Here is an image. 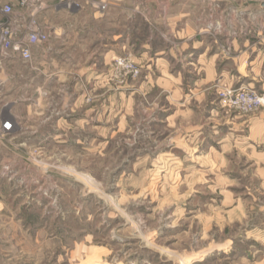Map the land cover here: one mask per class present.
<instances>
[{
	"label": "rangeland",
	"instance_id": "obj_1",
	"mask_svg": "<svg viewBox=\"0 0 264 264\" xmlns=\"http://www.w3.org/2000/svg\"><path fill=\"white\" fill-rule=\"evenodd\" d=\"M97 1L107 10L112 2ZM174 1L181 9L168 12L190 16L206 30L199 36L224 35L225 58L234 37L249 41L239 52L263 50L264 0ZM53 11L44 22L71 23L61 14L73 12ZM142 13L151 18L138 12L135 44L174 47L165 27L143 24ZM102 68L101 85L79 88L46 83L41 70L36 79L23 62L5 72L3 117H17L19 127L0 145V264H264V169L190 138L222 119L207 121L208 106L195 105L200 95L184 101L189 92L159 80L137 48L118 50ZM225 87L241 85L216 80L207 89L218 115H264L225 106ZM189 105L198 114H187Z\"/></svg>",
	"mask_w": 264,
	"mask_h": 264
},
{
	"label": "crops",
	"instance_id": "obj_2",
	"mask_svg": "<svg viewBox=\"0 0 264 264\" xmlns=\"http://www.w3.org/2000/svg\"><path fill=\"white\" fill-rule=\"evenodd\" d=\"M170 9H181V3L174 0H112L105 13L89 7L73 11L67 16L60 13L64 17L63 21L67 19L71 23L67 26L58 21L45 22L52 31V38L49 43L35 50V65L43 71L46 83L72 81L79 88L88 80L95 86L102 84V67L111 64L118 50L133 52L137 48L146 68H158V73L162 75L159 80L169 83L176 93L189 92L184 101L192 102L195 95H200L201 99H196L195 105L199 102L200 105L205 103L208 106L209 111L205 115L207 121L222 119L209 126L201 124V129L195 128L189 137H199L204 145L222 154L242 153L247 156L255 171L261 172L264 169V115L246 118L218 115L214 100L208 98L207 89L214 81L220 80L235 87L248 84L258 92H264V43L259 42L263 50L254 49L252 57L246 51L239 52L242 44L246 47L249 41L234 37L231 45L227 44L233 48L234 54L232 58H225L220 47L224 43L223 34L217 33L219 38L216 41L211 37H201L199 34L206 32L204 28L199 29L198 23L192 22L190 16L183 17L182 13L173 17L168 12ZM140 10L146 11L151 17L147 19L142 13L141 16L145 17L143 24L163 25L168 34L166 36L175 42L174 47L163 46L154 50L151 40L141 45L135 44L134 23L140 19ZM49 13L54 17L53 10L47 11L46 16ZM179 23L183 25L179 26ZM103 25L114 29L103 31ZM7 70L9 67L0 75L4 87L7 85L4 77ZM35 76L37 79V71ZM187 77L190 82H187ZM72 102V105L78 107L84 103V94L80 96L78 93ZM197 108L189 105L186 108L187 114H198Z\"/></svg>",
	"mask_w": 264,
	"mask_h": 264
},
{
	"label": "built area",
	"instance_id": "obj_3",
	"mask_svg": "<svg viewBox=\"0 0 264 264\" xmlns=\"http://www.w3.org/2000/svg\"><path fill=\"white\" fill-rule=\"evenodd\" d=\"M85 7L105 13L107 5L97 0H0V75L8 67L18 62L30 64L34 71L35 50L50 42L52 31L42 16L49 10L73 12ZM137 73L135 68L131 70ZM4 83L0 78V98ZM222 102L229 108L245 113L264 109V93L250 87H225L219 92ZM1 104V102H0ZM8 104L0 105V145L14 138L19 127L17 117H3ZM4 167V172L9 171Z\"/></svg>",
	"mask_w": 264,
	"mask_h": 264
}]
</instances>
